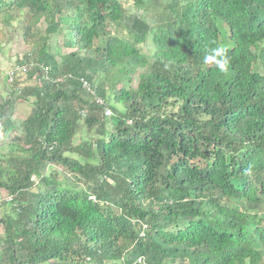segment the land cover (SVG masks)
Segmentation results:
<instances>
[{
    "label": "trees",
    "instance_id": "trees-1",
    "mask_svg": "<svg viewBox=\"0 0 264 264\" xmlns=\"http://www.w3.org/2000/svg\"><path fill=\"white\" fill-rule=\"evenodd\" d=\"M14 21L0 264H264V0H0Z\"/></svg>",
    "mask_w": 264,
    "mask_h": 264
},
{
    "label": "rangeland",
    "instance_id": "rangeland-1",
    "mask_svg": "<svg viewBox=\"0 0 264 264\" xmlns=\"http://www.w3.org/2000/svg\"><path fill=\"white\" fill-rule=\"evenodd\" d=\"M128 5V3L126 2ZM134 11V10H132ZM136 12V11H134ZM139 14L143 13L141 11L138 12ZM145 16L148 20H150L151 23H154V21L151 19L150 14H146ZM19 21V20H18ZM14 21L13 26L11 27H5V26H0V42L1 45L3 46L4 51H0V96H5L8 97L10 96V87L7 84V77H6V72L14 69L15 67V62L16 59L19 55L24 54L25 52L32 51L33 46L28 44L26 42L27 39H25V36L22 31V27L19 22L21 21ZM45 22H41L40 27L45 28ZM223 27V25H222ZM225 28V27H223ZM228 28H225V32L227 34H223L222 40L224 43L230 44V40L228 37ZM31 39V37L29 38ZM51 50L54 52L58 57H60L63 53L69 52L71 49L68 48L64 44V35L63 34H57V36H54L53 39L51 40ZM144 51L150 56V59L152 60V55L154 52V45L152 44L151 38L148 41V45L145 46ZM260 64V63H257ZM144 70V69H140ZM9 77V74L7 75ZM29 79V78H27ZM139 77L136 75L134 77V80L132 84L130 85V88H135L138 84ZM34 99L33 97H30ZM33 108V104L30 101H24L21 102L17 105V113L16 116L23 118L26 117L30 111ZM2 136V133H0ZM98 133L93 132L92 136H96ZM84 136V133H79L76 137L77 141L81 139V137ZM0 140L2 141V138L0 137ZM4 151H8V148H4ZM74 156L78 157L77 153H73ZM82 160H84V157H81ZM11 199L10 196H8L7 191L1 190L0 191V219L2 216L5 215V213H10L12 210L11 204L7 201ZM4 234V228L0 226V235Z\"/></svg>",
    "mask_w": 264,
    "mask_h": 264
},
{
    "label": "clouds",
    "instance_id": "clouds-1",
    "mask_svg": "<svg viewBox=\"0 0 264 264\" xmlns=\"http://www.w3.org/2000/svg\"><path fill=\"white\" fill-rule=\"evenodd\" d=\"M230 60H231V57L228 55V49L222 45H217L216 47L212 48L210 53L207 54L205 57H204V63L205 64H214L216 66V68L222 72V73H226L228 71V66H229V63H230ZM15 68L14 69H11L9 71L6 72V74H10V72L12 70H14L16 72V74L14 75L15 76H18L20 77L21 79L24 78V80L27 78L28 74H27V71L26 70H23L24 73H22L17 65H16V62H15ZM6 75V76H7ZM8 80L10 82H12L9 77H8ZM106 106L108 108H110L107 104ZM111 110V113H112V109L110 108ZM84 113V112H83ZM105 114L106 115H110V114H107L106 113V110H105ZM144 228V227H143ZM146 229V228H144Z\"/></svg>",
    "mask_w": 264,
    "mask_h": 264
},
{
    "label": "built area",
    "instance_id": "built-area-1",
    "mask_svg": "<svg viewBox=\"0 0 264 264\" xmlns=\"http://www.w3.org/2000/svg\"><path fill=\"white\" fill-rule=\"evenodd\" d=\"M15 74H16V72H15L14 70H12V71L10 72V74H9V79H10L11 81L13 80ZM84 85H85L86 87H89V83L86 82V81H84ZM98 101H99L100 103H102V104L105 106L106 113H107V114H111V110H110V108H108V107L106 106V102H105L103 99H101L100 97H98ZM143 227H144V228H147V227H148L147 223H144V224H143Z\"/></svg>",
    "mask_w": 264,
    "mask_h": 264
}]
</instances>
